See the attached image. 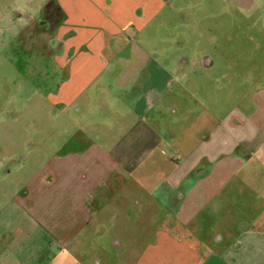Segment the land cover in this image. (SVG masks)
Listing matches in <instances>:
<instances>
[{
	"label": "rangeland",
	"instance_id": "obj_1",
	"mask_svg": "<svg viewBox=\"0 0 264 264\" xmlns=\"http://www.w3.org/2000/svg\"><path fill=\"white\" fill-rule=\"evenodd\" d=\"M180 1L183 18L154 24L152 36L144 39L150 50L144 61L189 62L163 105L170 113L162 127L183 136L163 148H149L143 142L133 144L125 131L137 117L118 101L125 94L127 103L132 98L123 71L106 70L87 92L67 102L65 86L73 80L79 93L82 81L91 76L73 63L65 64L55 32L38 25L45 7L34 20L20 16L25 3L37 9L46 1L0 0V210L14 192L25 195L19 220L26 242L34 234V216L55 237L72 238L68 252L87 259L85 264L137 263L165 215L157 186L189 150L186 143L204 139L226 109L248 111L262 104L257 93L264 88V0ZM137 39L131 46L139 45ZM164 48L169 51L162 53ZM134 51L118 55L122 62L136 63L141 56ZM203 55L207 62L212 55V67L204 68ZM119 75L120 82L112 84ZM94 95L100 100H93ZM67 160H91L93 166V160H104L107 173L111 169L106 162L115 160L133 176L126 182L120 173V195L109 199L85 228L80 214L66 208L61 191L50 192ZM224 216L214 222L202 213L191 227L213 240L224 235L223 246L238 231L239 214L230 220Z\"/></svg>",
	"mask_w": 264,
	"mask_h": 264
},
{
	"label": "crops",
	"instance_id": "obj_2",
	"mask_svg": "<svg viewBox=\"0 0 264 264\" xmlns=\"http://www.w3.org/2000/svg\"><path fill=\"white\" fill-rule=\"evenodd\" d=\"M45 1V6L37 9L25 3L19 8L20 16L29 15L34 20L45 7L50 19L43 30L55 32L65 64L73 63L91 76L82 81L79 93L77 82L72 80L65 86L63 98L67 102L87 92L106 70L119 68L132 98L128 99L130 104L126 94L118 101L137 117L136 123L132 120L125 130L130 141L163 148L175 143L179 134L183 136V132L170 134L168 128L162 127L170 113L163 105L173 90L172 83L183 79L179 73L189 62L182 59L162 63L157 58L144 61L150 51L144 39L152 36L154 24L183 18L178 8L180 0ZM50 2L53 7L46 10ZM135 38L140 43L131 46ZM133 49L141 59L136 63L122 62L118 54ZM207 58L208 62L204 55L201 57L204 68L212 67V55ZM120 77L114 78L112 84L120 82ZM257 95L263 101L261 105L248 111L238 106L226 109L204 139L192 146L186 143L189 150L174 162L172 172L157 186L165 215L159 232L135 264H264V88ZM93 100L99 101V95H94ZM173 110L177 117L178 109ZM102 162L93 160L94 167L91 160H67V169L50 190L55 194L61 191L69 212L80 214L82 228L98 217L109 199L120 195V173L126 182L133 178L120 162L108 160L109 173ZM24 199L25 195L14 192L0 210V264H85L87 259L68 252L74 244L72 238L55 237L49 227L35 222L34 216H30L34 234L25 241L24 223L19 220L24 213ZM37 210L32 208L33 212ZM202 213L211 215L214 222L223 214L227 220L239 214L235 220L238 231L221 246L224 235L213 240L212 235L192 229Z\"/></svg>",
	"mask_w": 264,
	"mask_h": 264
},
{
	"label": "flooded vegetation",
	"instance_id": "obj_3",
	"mask_svg": "<svg viewBox=\"0 0 264 264\" xmlns=\"http://www.w3.org/2000/svg\"><path fill=\"white\" fill-rule=\"evenodd\" d=\"M49 19H50V14H49L48 11H46L45 15L38 20V25L39 26H43V27H44L45 24L49 25Z\"/></svg>",
	"mask_w": 264,
	"mask_h": 264
},
{
	"label": "trees",
	"instance_id": "obj_4",
	"mask_svg": "<svg viewBox=\"0 0 264 264\" xmlns=\"http://www.w3.org/2000/svg\"><path fill=\"white\" fill-rule=\"evenodd\" d=\"M53 7V3L52 2H50V3H48V5H47V7H46V9L47 10H49L50 8H52Z\"/></svg>",
	"mask_w": 264,
	"mask_h": 264
}]
</instances>
